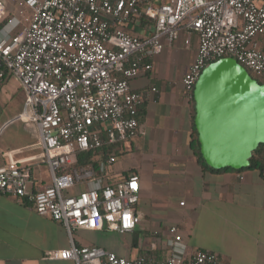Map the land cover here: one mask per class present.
<instances>
[{
	"label": "built area",
	"instance_id": "2783aa9c",
	"mask_svg": "<svg viewBox=\"0 0 264 264\" xmlns=\"http://www.w3.org/2000/svg\"><path fill=\"white\" fill-rule=\"evenodd\" d=\"M24 4L33 15L13 32L9 21L3 23L6 8L0 0V80L7 75L19 80L25 99L18 119L36 131L51 181L29 192L31 169L10 162L0 165V192L27 198L38 214L64 226L69 246L47 255L74 264H224L218 253L206 249L187 258L172 251L156 260L76 245L72 239L76 229L125 233L141 220L138 175L105 183L93 165L78 164L77 155L137 136L135 113L144 93L132 90L129 81L150 70V59L182 31L185 47L193 35L197 38L194 59L181 79L189 98L201 69L220 57H232L264 79V0H24ZM139 16L152 25L150 35L133 34L124 27ZM114 160L113 154L107 156L101 168ZM81 185L86 187L78 189ZM169 233L168 245L181 240L175 226Z\"/></svg>",
	"mask_w": 264,
	"mask_h": 264
},
{
	"label": "crops",
	"instance_id": "0c3cea01",
	"mask_svg": "<svg viewBox=\"0 0 264 264\" xmlns=\"http://www.w3.org/2000/svg\"><path fill=\"white\" fill-rule=\"evenodd\" d=\"M4 4L6 22L13 32L19 31L25 26L19 21L24 0ZM124 27L141 36L152 33V25L142 16ZM184 37L182 31L178 39L150 59V70L129 81L132 90L144 93L135 113L137 136L89 151L83 163L93 165L105 183H115L131 173L138 175L140 222L125 233L76 229L73 242L97 245L127 258L161 260L172 251L187 258L195 250L206 249L218 253L224 264H264V172L215 171L197 160L190 145L189 97L181 83L194 59L197 38L193 35L185 47ZM261 40L264 42V36ZM24 99L25 92L15 76L0 80V165L16 162L28 166V191L34 192L50 184L51 174L36 131L18 119ZM111 154L115 160L102 169L101 163ZM172 226L181 240L170 246ZM106 233H119L118 241L111 243ZM69 244L62 224L38 214L27 198L0 192V264H74L47 255L49 250L64 249Z\"/></svg>",
	"mask_w": 264,
	"mask_h": 264
},
{
	"label": "water",
	"instance_id": "95a60500",
	"mask_svg": "<svg viewBox=\"0 0 264 264\" xmlns=\"http://www.w3.org/2000/svg\"><path fill=\"white\" fill-rule=\"evenodd\" d=\"M192 97L199 152L207 166L248 167L252 152L264 143V83L224 56L201 69Z\"/></svg>",
	"mask_w": 264,
	"mask_h": 264
},
{
	"label": "trees",
	"instance_id": "16d2710c",
	"mask_svg": "<svg viewBox=\"0 0 264 264\" xmlns=\"http://www.w3.org/2000/svg\"><path fill=\"white\" fill-rule=\"evenodd\" d=\"M6 19V18H5ZM4 19L3 23L6 22V20ZM248 72L260 83H264V79L256 76L255 74H253L252 72H250L248 70ZM189 108H190V119H191V124H192V130H191V134H190V145L193 149V151L195 152L196 156H197V160L201 163V165L205 168H208L210 170H215V171H220V170H233L236 172H241L244 171L246 169H255L257 170L260 174H262L264 172V143H261L257 146V148L252 152V155L250 157V163L249 166L246 168H242V169H233L230 167H225L222 169H213L209 166H207V164L204 162V160L202 159L200 152H199V142L197 139V132L194 128V124H193V119H194V114H195V110H194V101H193V97L191 95V97L189 98ZM90 152H84V153H78L77 155V162L78 164H83L84 160L87 159V157H89Z\"/></svg>",
	"mask_w": 264,
	"mask_h": 264
},
{
	"label": "rangeland",
	"instance_id": "374dc122",
	"mask_svg": "<svg viewBox=\"0 0 264 264\" xmlns=\"http://www.w3.org/2000/svg\"><path fill=\"white\" fill-rule=\"evenodd\" d=\"M5 3H7V1L8 0H3ZM21 12H20V15H19V17H20V22L21 23H23V24H28L29 23V21H30V19H31V17H32V15H33V13H32V11L28 8V7H26L25 5H23L22 7H21ZM10 83H12L11 81H9V84ZM9 87H11V86H9ZM106 237H107V239L111 242V243H115L116 241H118V239H119V233H106V235H105ZM115 241V242H114Z\"/></svg>",
	"mask_w": 264,
	"mask_h": 264
}]
</instances>
